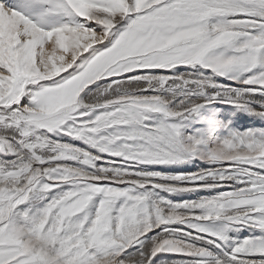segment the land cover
Listing matches in <instances>:
<instances>
[{
	"label": "snow or ice",
	"instance_id": "1",
	"mask_svg": "<svg viewBox=\"0 0 264 264\" xmlns=\"http://www.w3.org/2000/svg\"><path fill=\"white\" fill-rule=\"evenodd\" d=\"M0 264H264V0H0Z\"/></svg>",
	"mask_w": 264,
	"mask_h": 264
}]
</instances>
